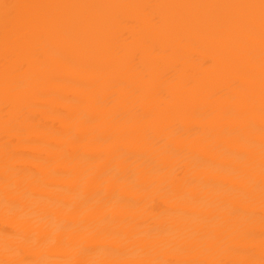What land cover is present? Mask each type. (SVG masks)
Masks as SVG:
<instances>
[{"label":"bare ground","instance_id":"6f19581e","mask_svg":"<svg viewBox=\"0 0 264 264\" xmlns=\"http://www.w3.org/2000/svg\"><path fill=\"white\" fill-rule=\"evenodd\" d=\"M0 264H264V0H0Z\"/></svg>","mask_w":264,"mask_h":264}]
</instances>
